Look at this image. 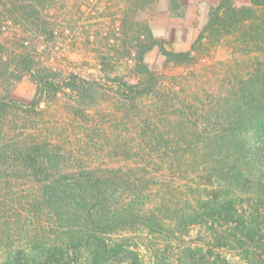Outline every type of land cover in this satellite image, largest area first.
<instances>
[{
	"label": "trees",
	"instance_id": "16d2710c",
	"mask_svg": "<svg viewBox=\"0 0 264 264\" xmlns=\"http://www.w3.org/2000/svg\"><path fill=\"white\" fill-rule=\"evenodd\" d=\"M156 1L113 0L102 76L86 78L33 43L57 42L75 21L60 16L69 0H0V264H264V0L210 5L185 50L136 18ZM224 42L247 57L243 71L200 105L146 61L157 49L164 66H190ZM25 77L27 103L12 96ZM58 104L85 146L46 118Z\"/></svg>",
	"mask_w": 264,
	"mask_h": 264
},
{
	"label": "rangeland",
	"instance_id": "374dc122",
	"mask_svg": "<svg viewBox=\"0 0 264 264\" xmlns=\"http://www.w3.org/2000/svg\"><path fill=\"white\" fill-rule=\"evenodd\" d=\"M217 1L180 0L185 11L184 16L181 17L175 16L171 12L168 0H157L148 8L139 11L136 18L146 20L155 36L166 40L168 47L174 50H185L189 48L206 22L210 5ZM247 2L248 0L238 1L239 4ZM68 5L69 13H62L60 16L70 17L72 15L75 21L70 22V26H67V30L58 38V41L47 43L35 39L33 43L39 45L40 57L46 63L66 72H76L86 78H98L102 76L99 55L109 50L113 44V40L109 37L113 34L111 18L116 5L113 0H69ZM246 59L247 57L241 53H233L227 42L210 48L207 53L200 56L196 63L190 66H164V58L157 49H153L146 56L148 64L162 76L163 86L170 87L176 84L178 88L182 89L184 96L198 105L206 102L208 96L221 90L233 72L241 73ZM129 68L127 60H122L115 66L117 71L124 74L129 72ZM34 92V84L28 77H25L14 85L12 96L27 103L33 97ZM106 104L109 105V108L113 104L112 94ZM41 107H45V104H42ZM45 115L53 123L58 121V125H69L68 118L62 114L59 104L46 108ZM68 127L69 130L66 133L75 143L74 148L79 145L85 146L83 133L75 137L70 125ZM131 131L133 132L132 129ZM78 139L81 141L79 142ZM76 141L79 143L76 144ZM92 157L96 159L95 163L123 166L134 164L133 160L125 161L95 155ZM156 173L160 179H169L175 185L182 186L186 183V180L178 178L175 172L162 170ZM196 231V229L191 231L190 238L196 239ZM3 256V252H0V259Z\"/></svg>",
	"mask_w": 264,
	"mask_h": 264
}]
</instances>
